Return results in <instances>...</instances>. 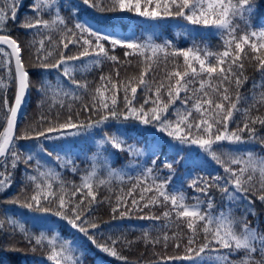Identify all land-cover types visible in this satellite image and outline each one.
<instances>
[{"label":"snow or ice","instance_id":"1","mask_svg":"<svg viewBox=\"0 0 264 264\" xmlns=\"http://www.w3.org/2000/svg\"><path fill=\"white\" fill-rule=\"evenodd\" d=\"M61 9L68 15H62ZM131 16L148 20L182 19L187 22L185 27L190 34H202L197 26L211 28L221 38L223 47L217 51L201 48L194 39L190 47L177 48L171 40L155 43L152 36L142 40L135 32L117 31L112 22ZM13 26L31 32L33 41L28 51L33 52L35 62L30 67L43 70L34 73L37 77L56 70V88L42 78L38 85H33V74L25 68L23 59L25 48L12 35ZM102 27L111 30L104 31ZM53 33L59 39L53 40ZM36 37L41 38L36 40ZM117 48L123 49L126 57L143 58L144 67L138 78L117 82L112 76L102 75L91 104L81 102L80 110L74 111L71 104L65 105L61 99L60 107H67L69 112L62 122L58 115L55 123L41 116L37 125L17 128L18 112L29 89L35 87L40 97L38 106L54 91L79 101L81 96L76 90L86 92L88 84L75 79L74 73L103 61L119 64V58L112 54ZM54 53L55 58L50 59ZM169 58L174 61L173 69L166 72L162 80L149 75L154 65L158 67L161 61L166 65ZM178 58H182V63L176 62ZM77 61L81 63L76 64ZM246 62L262 76L259 84L253 82V87H264V0H30L28 3L0 0V69L7 72L9 82L16 86L11 102L6 94L0 100V108L5 111V126L0 129V195L12 188L21 166L24 176L19 191L0 203L41 213L45 225L72 230L71 237H61L58 232L49 236L47 228L36 234L26 228L16 214L9 216L4 209L0 211L3 216L0 234L9 240L19 234L20 240L16 244L4 243L0 250L22 253L17 246L19 243H27L33 252L38 247L47 248L50 264H86L95 250L129 264L121 248L130 247L133 242L105 236L94 217L93 206L102 202L97 200L99 186L109 183L98 177L96 165L107 167L109 177L120 175L111 164L120 159L122 153L133 158L144 156L147 148V159L137 164L139 174L129 176L131 183L127 192L121 189L115 196L111 208L113 218L117 214L123 218L133 211L160 207V215L139 218L164 220L162 230L183 223L189 231L185 255L161 257L163 264L177 259L193 264H204L206 260L209 264H264V232L252 227L247 219L249 215H257L256 201L264 205V157L257 158L252 151L239 150L218 154L213 148L221 142L245 145L256 141L255 125L264 127V116L250 115L255 105L238 108L239 92L235 96L229 93L232 85L238 89L247 80L244 76ZM115 76L119 77L118 70ZM0 87L7 88L8 84L0 79ZM138 89L142 90V103L137 102ZM105 90L111 95L106 97ZM120 92L122 106H118ZM177 100L181 101V106L173 108L170 114L169 108ZM259 103L264 105V93ZM237 112L244 116L241 123L234 120ZM82 113L87 114L84 120L80 119ZM230 123L235 124L232 130ZM106 128H116V131L109 133ZM93 130L99 131L101 139L97 142L91 169L80 177L79 184L66 183L56 167L41 159L42 154L52 157L57 167L77 173L70 158L77 155L72 153L70 138L86 136ZM245 131L249 134L247 140L243 135ZM27 140L39 143L27 148L19 143ZM129 140L135 142L129 143ZM60 141L69 146L50 143L45 147V142ZM259 143L264 144V138H260ZM197 161L219 165L222 172L198 173L196 169L202 165ZM178 167L185 171L174 183ZM120 178L123 180V176ZM182 181H188L189 187L208 199L195 196L189 202ZM54 184H58V188L54 189ZM214 189L229 204L243 205L239 232L233 228L231 208L213 215L214 197L210 193ZM5 219L10 225L7 230L3 226ZM142 239L145 244L165 247L171 239L176 248L181 246L177 242L181 237L176 232L171 237L164 231L162 236L150 238L145 230ZM221 249L228 251L221 252ZM206 250L214 255L202 256ZM232 256L237 258L230 259ZM0 264L5 262L0 260Z\"/></svg>","mask_w":264,"mask_h":264},{"label":"trees","instance_id":"2","mask_svg":"<svg viewBox=\"0 0 264 264\" xmlns=\"http://www.w3.org/2000/svg\"><path fill=\"white\" fill-rule=\"evenodd\" d=\"M26 3L30 2V0H25ZM62 2V0H61ZM25 11V9H21V12ZM61 14L67 16L68 13L64 9H61ZM125 17H128L129 14H122ZM48 19V16L44 17ZM112 23L115 26L120 27H129L132 26L137 28L138 32H141L143 29L147 30L146 36H139L142 40L147 36H152L155 43H163L165 39L171 40L177 48H187L192 45L193 40L195 39L196 44H198L201 48L207 47L212 51H217L222 49V41L221 38L215 34V30L211 28H197L201 35H197L195 33H189L185 25L186 21L182 19H173L167 18L164 20H148L146 18H140L131 16L130 18H126L121 21H113ZM12 35L21 42L25 51L23 53V59L25 62V68L33 74L31 76L33 85H38L39 80L45 79L49 81L54 88L57 86L56 80V70H48L47 72H43V77H37L34 73L42 72L43 70L36 69L34 67H30L31 64L35 62V57L33 52L28 51L30 43L33 41V36L30 31L19 29L17 26H13ZM53 40L59 39L56 33L52 34ZM41 37H36V40H39ZM47 47V42H46ZM75 51V49H73ZM116 55L120 63L114 64L111 61H103L99 65L91 66L88 70H77L74 73V77L77 80L85 81L88 84V90L81 91L76 90L77 93L81 96V100L73 101L69 97H62V95L57 94L55 91L50 94L49 99L42 105L38 106V101L40 97L38 96L35 87L29 89V100L26 104L23 116L21 117L18 125V129L23 128L29 124L37 125L40 121L41 116H45L48 120L55 123L57 121V115L59 121H63L66 116L69 114L67 107H60L59 101L63 99L65 105L71 104L72 109L74 111H79L81 108V102L91 104L93 102L92 96L95 92V89L101 85L100 77L103 76H112L113 79L117 82L119 81H128L134 77L138 78L140 72L142 71L143 58L140 56H125L124 50L121 48L115 49L112 53ZM55 58V53L52 58ZM90 59V58H86ZM176 62L182 63V58H178ZM80 61H77L76 64H80ZM173 59L169 58L166 65L163 61H161L160 65L157 67L154 65L153 70L149 73L150 76H154L157 80H162L165 76L166 72H169L173 69ZM119 71V77L115 76V72ZM244 76L247 77V80L242 83V85L237 89L235 85H232L229 88V93L235 96L236 92H239L241 96L240 103L238 104V108L244 109L248 108L251 105H255V107L251 108L250 115L256 116H264V105L260 104L261 93H264V87H253V82H261L262 76L256 71L255 67L246 62ZM0 79H3L6 84H8L7 88L0 87V100L3 99L4 95H7L9 102L12 101L14 93L16 91V86L14 83H10L8 80L7 72L3 69H0ZM64 88H68V84L66 81L63 82ZM118 83V87H119ZM111 95V92L105 90V96L108 97ZM184 94L181 93V96ZM137 102L142 103V90L138 89L137 92ZM123 104V94L120 92L118 94V106H122ZM181 101L177 100L176 104L169 108V113L171 114L173 108L180 107ZM85 113H82L80 116L81 120L86 119ZM244 116L242 113L237 112L234 114V120L236 123H241L243 121ZM5 126V111L0 108V129ZM119 126V125H118ZM235 127V124L229 125V129L232 130ZM257 128V137L256 141H250L245 145H233L228 142H221L219 146L213 145L214 150L217 151L218 154L236 152L237 150L243 151H252L257 158L264 157V144L259 143L260 138H264V127L259 124L255 125ZM132 135H136V132L131 128H127ZM105 131L109 133H113L116 131V128H106ZM244 138L247 140L248 133L244 132ZM71 141V150L72 153H76L77 155H70V158L75 163L78 172L72 173L68 169H62L57 167V162L53 160L52 157H47L45 155H41V159L46 161L50 166L56 167L57 171L61 173L62 179L66 183H75L79 184L80 177L85 175L87 171L91 169V161L94 153L97 151V142L101 139V135L98 130H93L92 132L86 134V136L70 138ZM129 143H134L135 141L129 140ZM21 145L27 148L28 146L37 145L39 142L35 140H27L20 141ZM50 143L61 144L65 148L69 145L65 142H45V147H49ZM139 147H144L143 144H138ZM49 150H52L49 148ZM36 152L39 151L38 148L35 149ZM63 155V153H61ZM104 155H107L105 153ZM227 158L226 156L224 157ZM147 159V148H145V155L139 158H133L126 154H121L120 159L115 160L111 167L115 169L120 175H114L112 177L108 176V168L97 163V175L101 179L109 180V183L105 185L99 186V194L97 196L98 201H102L99 204L93 206L94 208V217L96 221L100 224V229L105 236L111 235L113 238H120L125 241H132V245L130 247L121 248L123 255L128 257L129 264H163L161 262V257H169V256H183L185 255L184 246L189 235V231L183 223H180L178 226L169 227L166 230H162L161 226L166 222L164 220L154 221L150 219H140V216H149V215H160L162 209L160 207H149L145 208L143 212L133 211L132 214L125 216L123 218H119L118 214L116 218H113V213L111 211L112 206L115 203V196L119 195L121 189L124 192H127L128 186L131 183L129 181V176L135 177L139 174V170L137 168V164H140L142 161ZM210 159V157H209ZM197 163L202 165V168H197L196 172L201 174L206 173H216L222 172L219 165H208L204 164L203 161H197ZM23 166L17 170L15 176V183L12 185V188L8 190L5 194L0 195V201H3L9 196L15 195L19 191V187L21 186V181L24 179L22 175ZM185 169L183 167L177 168V177L174 178V183H176L180 175L184 173ZM195 174V173H194ZM120 176H123V180H121ZM183 191L186 197L189 199V202H192L193 197L200 196L201 199L207 200L208 197L203 196V194L196 193L191 187L188 186V181H182ZM31 187V186H30ZM170 190L172 186L170 185ZM58 188V184H54V189ZM148 195H151L149 193ZM210 196L214 197V207L212 209L213 215L218 214L220 211H225L231 208V217L233 219V228L235 231L239 232L241 225L239 221L243 218V205L239 203L229 202L221 196V194L213 190L210 193ZM107 197V199H105ZM111 201V203L109 202ZM143 203V202H141ZM7 209L8 215L13 216L16 214L20 220L25 223V227L29 228L32 232L39 234L40 231L45 230L46 228L49 230L48 235L52 236L56 232L60 234L61 237H71L72 230L67 227L55 226L52 224L45 225L43 223V214L29 212L27 209H19L16 205L12 204H2L0 203V211ZM255 211L257 213L256 216L249 215L247 217L252 227H258L260 232H264V205L260 204L259 201H256ZM0 219H3V216L0 215ZM4 228L7 230L10 225L8 220H4ZM53 229L55 231H53ZM147 230L150 238H155L158 236H162L164 231H167L168 235L171 237L173 232L178 233L181 237L177 242L180 243V247L176 248L173 240L169 239L167 242V246L165 247L163 244H156L155 246L150 244H145L143 242L142 236L143 232ZM200 239V237H198ZM20 240V235L17 234L15 239L9 240L6 235L0 234V245L4 243H13ZM19 248L22 249V253L9 254L4 253L0 250V260H3L5 264H50L47 261V248H37L36 252H33L30 246L27 243H19L17 244ZM221 252H226L228 250H220ZM202 256L214 255V253H209L207 250L205 253L201 254ZM241 255V254H237ZM237 256H232L230 259H236ZM86 264H124L123 261L116 260L115 258H111L106 256L105 254L99 251H93L86 261ZM167 264H193L191 261L186 260H170L167 261ZM204 264H209V261H205Z\"/></svg>","mask_w":264,"mask_h":264},{"label":"water","instance_id":"3","mask_svg":"<svg viewBox=\"0 0 264 264\" xmlns=\"http://www.w3.org/2000/svg\"><path fill=\"white\" fill-rule=\"evenodd\" d=\"M26 102L24 104L21 105V108L18 112V117H17V125L19 123V120L21 119V117L23 116V113H24V110H25V107H26V104L28 102V99H29V93L26 95Z\"/></svg>","mask_w":264,"mask_h":264},{"label":"rangeland","instance_id":"4","mask_svg":"<svg viewBox=\"0 0 264 264\" xmlns=\"http://www.w3.org/2000/svg\"><path fill=\"white\" fill-rule=\"evenodd\" d=\"M135 34L137 35L136 31H135Z\"/></svg>","mask_w":264,"mask_h":264}]
</instances>
